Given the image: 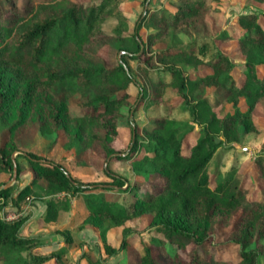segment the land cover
<instances>
[{"label":"trees","instance_id":"16d2710c","mask_svg":"<svg viewBox=\"0 0 264 264\" xmlns=\"http://www.w3.org/2000/svg\"><path fill=\"white\" fill-rule=\"evenodd\" d=\"M219 2L173 0V8L160 11L149 5L143 24L151 29L146 41L139 35L145 45L139 52L136 33H124L128 26L123 14H114L112 34L103 29L118 0H0V132L6 135L0 143V173L11 177L18 138L33 126L40 134L62 128L82 164L86 152L105 158L112 154L120 108L131 97L130 84L138 86L131 61L136 63L144 107L156 103L164 107L162 118L135 125L128 152L114 156L131 164L134 181L125 188V177L107 168L111 180L84 181L61 161L29 150L17 154V178L26 169L32 174L19 187H2L6 181H0V263L45 264L54 258L56 264H67L62 255L73 240L69 231L63 232L62 246L39 252L42 238L20 232L31 213L8 219L5 208H18L30 197L45 203L41 216L45 222L56 221L62 211H69L71 198L80 195L87 210L80 224L98 232L107 256L124 250L131 233L124 226L120 244L113 246L106 238L110 226L149 214V226L161 233L155 242L161 248L167 243L169 249H161L164 260L159 261L143 244L135 264H259L260 250L250 246L264 238V150L255 151L258 186L253 180L246 183L238 165L220 172L212 186L208 168L225 141L239 142L248 133L262 132L255 111L264 101V73L259 75L257 68L264 64V10L237 15L241 32L235 40L244 60L237 77L229 55L209 38L231 36L217 29ZM179 33L189 41L154 47ZM107 43L123 50L121 60L114 57L110 62L99 53ZM212 46L215 50L208 56ZM179 62L194 65V71H185ZM158 71L168 72L170 78L157 76ZM243 98L248 100L244 108ZM179 106L200 126L187 153L183 139L193 124L177 120L173 112ZM18 155L26 158L27 167ZM105 190L125 191L121 196L128 199L116 202ZM217 225L230 227L226 239L237 245V261L187 250L189 243L212 240ZM103 258L96 263L102 264Z\"/></svg>","mask_w":264,"mask_h":264},{"label":"rangeland","instance_id":"374dc122","mask_svg":"<svg viewBox=\"0 0 264 264\" xmlns=\"http://www.w3.org/2000/svg\"><path fill=\"white\" fill-rule=\"evenodd\" d=\"M171 1L173 0H118V3L113 6L114 13L111 14L112 16L105 19L103 22V29L107 33L112 34V28L115 25V19L113 16L114 14L121 13L127 18L128 27L125 29L124 33L129 34L131 32H135L138 34V37L140 35L142 39L146 41L147 33L151 29L147 28V24H143L148 6L150 5L151 8L158 11L171 9L173 8ZM3 3L6 4L5 1H3ZM218 6L219 14L216 15V21L220 24L217 26V29L221 30V28H223L229 32L231 36L222 38L221 40L212 38L213 36H209V38L210 41H213L229 55L233 63L231 72L238 77L243 68L244 60L238 52L235 40V37L241 32L237 22V15L240 13L263 11L264 0H220ZM8 15L9 13L6 12L4 17ZM189 39V36L182 33L176 35L173 34V36H168L163 40L155 42L154 47H163L174 42L187 43ZM110 45L111 44L108 43L104 44V46L100 48L99 53L110 62H115L114 57L121 60L120 50H115ZM214 50L215 46H212L211 50L208 52V56L212 55L211 53L214 52ZM178 64L182 66L185 71H194L195 69L194 65L186 62H179ZM130 65L131 73L135 79H137L138 86L134 83H131L129 86L131 97L126 103L122 104L120 108L121 116L117 118L116 134L111 140V146L115 151L107 158L99 154L93 155L86 152L83 155V159L86 161V164H82L75 158L74 149L69 148V143L63 135L62 128H60L57 132L40 134L37 132L38 130L36 126H33L32 129L25 131L18 138L19 149L15 150L16 155L29 150L47 158L50 156L52 158H57L58 161L64 160L63 162L66 165H64L66 170L73 176L84 181L94 182L111 180V178L105 173L104 169L107 168V170L121 174L125 177L126 181H124V188L129 181L133 182L134 173L131 169L129 161L114 158V156L119 152L126 154L130 149L133 126H141L144 121H153L154 119L162 118L164 116V107L160 103L144 107L143 102H141L143 89L140 85L141 81L136 70L135 61H131ZM257 68L259 75H262L264 73V64L258 65ZM156 74L166 80L170 78L169 73L165 71H158ZM73 103L74 101L72 99V106H74ZM247 103L248 100L243 98L240 105L244 108L247 106ZM230 109L231 108L228 107L227 111ZM131 112L132 115L130 114ZM173 114L177 117V120L184 122L188 121L193 124V129H191L183 139L184 152L187 153L189 152L191 145L195 142L200 126L199 124L193 122L188 111L180 106L174 110ZM255 115L260 127L262 128V132L248 133L239 142L225 141L219 146L216 153L213 155L208 168L209 172L212 174V186H214L216 182L217 175L220 172L223 174L226 173L232 165H238L246 183L253 180L255 182L254 186H258V182H260L258 177L259 170L254 161V157L255 151L260 149L264 150V101H262L258 106V109L255 111ZM182 134L183 131H180L179 135ZM5 138L6 135L3 132H0V143H2ZM220 138L221 137H217L218 140ZM69 157L72 158L69 159ZM17 159L23 167H27L28 163L24 156L18 155ZM26 171L31 170L26 169L14 182L15 186H22V184H25V182L30 180L31 174L30 176L28 175L29 173L25 174L27 173ZM2 180H9L6 173H0V181ZM125 193V191L121 190H105V194L109 198H113L119 203H123L126 199H128V195H126L125 198L121 196ZM83 198V196H79L76 200H74L73 205L76 215L83 214L82 211L86 208L85 203H83ZM32 202H34V200L28 197L18 208L14 206L5 208V214H7L8 211L10 213L15 212L16 216L27 214L29 212L31 213L29 219L23 224L20 232L28 235L35 234L42 238L44 245L38 249L39 252H49L53 249L55 250V248L60 245H56L57 242L54 238L59 235L58 238L62 241L63 232L69 231L73 240L72 242L67 243L68 251L66 254L62 255L63 260L67 264H77L78 259L80 264H98L96 263V259L103 257L102 264H135L138 253L143 250V244L149 245L155 258L160 261L164 260V252L162 250L169 249V245L167 243L164 245L162 244L161 248L155 242V239L158 236H161V233L149 226L151 217L149 214H144L138 217L129 218L124 225L110 226L106 233V238L107 242L113 246H118L120 244L124 226L130 227L131 233L128 235V245L124 250H121L111 256H107L102 246L103 242L96 230L91 228L78 231L76 224L80 221L75 220L74 216L71 217L70 213L67 211L61 212L58 220L45 222L40 216L43 210V205H38V201H35L36 205L34 207ZM1 212L3 211L1 210ZM66 226H68V230ZM229 228L230 227L217 225L216 236L212 240H207L202 244L189 243L187 245V250H196L207 257L216 259H230L237 261L239 259L238 247L237 245L228 242L226 239ZM250 247L260 250L258 261L259 264H264V238L260 239L258 242L252 243ZM82 255L84 257H82ZM45 264H56V262L54 258H51Z\"/></svg>","mask_w":264,"mask_h":264},{"label":"crops","instance_id":"0c3cea01","mask_svg":"<svg viewBox=\"0 0 264 264\" xmlns=\"http://www.w3.org/2000/svg\"><path fill=\"white\" fill-rule=\"evenodd\" d=\"M49 158L50 159H55V161H58V159L57 158H52V157H50L49 156ZM70 158H72V157H69V159ZM64 161V160H63ZM63 161H61V163L63 164V165H65L64 164V162ZM66 166V165H65ZM27 173H25V174H28L29 176H30V174H32L31 173V171H26ZM23 174V173H22ZM26 183H28V182H25V184ZM24 184H22V186H23ZM80 195H78V196H74V197H72L71 198V206H70V209H69V211H67L68 213H70V215H71V217L72 216H74L75 217V220H77V221H80L79 223L77 222V224H76V228L78 229V231L79 230H84V229H91L92 227H90V226H88V225H84V226H81V225H79L81 222H82V220H83V218L85 217V215H86V212H87V210H86V208H84V210L82 211V213L83 214H78V215H76L75 213V210H74V205H73V203H74V200H76L78 197H79ZM38 201V205L39 204H42L43 205V210H42V212H41V215L40 216H42V214H43V212L45 211V203L43 202V201H40V200H36V202ZM33 203V206L35 207V201L34 202H32ZM83 203H84V201H83ZM62 212H64V211H62ZM80 215V216H79ZM82 216V217H81ZM50 222H52V221H50ZM66 225H69V224H66ZM67 227V226H66ZM24 235H28V234H24ZM31 235H35V234H31ZM57 235V234H56ZM59 237V235H57L56 236V238H54V239H56V242H57V244L56 245H60V246H62L63 244H64V242H63V240L61 241L60 240V238H58ZM78 237V236H77ZM78 239H80V238H78ZM60 246H57V248H59ZM57 248H55V249H57ZM54 250V249H53ZM78 261H79V259H78ZM80 262V261H79Z\"/></svg>","mask_w":264,"mask_h":264},{"label":"water","instance_id":"95a60500","mask_svg":"<svg viewBox=\"0 0 264 264\" xmlns=\"http://www.w3.org/2000/svg\"><path fill=\"white\" fill-rule=\"evenodd\" d=\"M136 37L140 43V50L139 52H141L143 50V47H144V44L143 42L141 41V39L138 37V35L136 34ZM120 53H123V50H120ZM120 60V59H119ZM142 94V92H141ZM132 115V112L130 113ZM134 136H135V132H134V126H133V131H132V140H131V143H130V147L132 146L133 144V140H134ZM216 140H218L216 138ZM119 154H122L119 152ZM16 151L12 153L11 157H12V161H13V170H12V175L11 177L9 178L8 181H6L2 187H8V186H11L14 184V182L16 181L17 179V175H18V172H17V162H16ZM40 160H44V159H40ZM66 175L70 177L69 173L67 171H65ZM71 178V177H70ZM93 184H91L90 186H92Z\"/></svg>","mask_w":264,"mask_h":264},{"label":"built area","instance_id":"2783aa9c","mask_svg":"<svg viewBox=\"0 0 264 264\" xmlns=\"http://www.w3.org/2000/svg\"><path fill=\"white\" fill-rule=\"evenodd\" d=\"M17 216H16V214H15V212H9L8 211V213L7 214H5V218H8V219H13V218H16Z\"/></svg>","mask_w":264,"mask_h":264}]
</instances>
